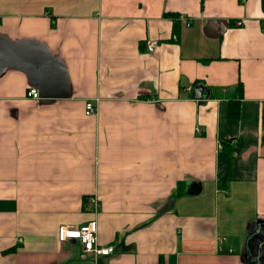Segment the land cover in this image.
<instances>
[{
	"label": "crops",
	"instance_id": "1",
	"mask_svg": "<svg viewBox=\"0 0 264 264\" xmlns=\"http://www.w3.org/2000/svg\"><path fill=\"white\" fill-rule=\"evenodd\" d=\"M0 36L45 43L73 90L42 103L23 72L0 77V264H249L248 226L264 220V0H0ZM89 222L113 254L59 240Z\"/></svg>",
	"mask_w": 264,
	"mask_h": 264
},
{
	"label": "water",
	"instance_id": "2",
	"mask_svg": "<svg viewBox=\"0 0 264 264\" xmlns=\"http://www.w3.org/2000/svg\"><path fill=\"white\" fill-rule=\"evenodd\" d=\"M211 24L221 26L226 22L213 20ZM215 33L219 35L221 32L219 30ZM7 70L23 72L28 84L38 90L42 103L70 98L73 94L64 60L41 41L32 39L12 41L0 36V77ZM209 95L210 91L202 85H197L192 93L196 100H206ZM243 253L249 264H264V220L248 226Z\"/></svg>",
	"mask_w": 264,
	"mask_h": 264
},
{
	"label": "built area",
	"instance_id": "3",
	"mask_svg": "<svg viewBox=\"0 0 264 264\" xmlns=\"http://www.w3.org/2000/svg\"><path fill=\"white\" fill-rule=\"evenodd\" d=\"M183 18V16H181ZM241 26V22L236 23ZM158 40H150L146 42L145 49L148 53H154L159 46ZM27 96L40 100L38 90L35 87H29ZM85 111L87 115H94L97 112V106L92 100L86 101ZM199 132V128H197ZM90 203L95 211L99 209V202L96 196L89 198ZM58 238L60 241L74 240L81 244L84 252L90 253L95 257L110 256L114 253L115 248L112 245H102L98 240V230L95 222H89L79 226H61L58 230Z\"/></svg>",
	"mask_w": 264,
	"mask_h": 264
},
{
	"label": "trees",
	"instance_id": "4",
	"mask_svg": "<svg viewBox=\"0 0 264 264\" xmlns=\"http://www.w3.org/2000/svg\"><path fill=\"white\" fill-rule=\"evenodd\" d=\"M236 94H237V99H232L229 104V116L232 119H238L240 116V99H242L243 97V85L241 82H239V84L237 85ZM85 201L87 204L88 202L87 198H85Z\"/></svg>",
	"mask_w": 264,
	"mask_h": 264
}]
</instances>
